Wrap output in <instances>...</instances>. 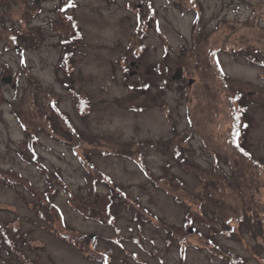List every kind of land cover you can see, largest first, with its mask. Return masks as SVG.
I'll list each match as a JSON object with an SVG mask.
<instances>
[{
    "label": "rangeland",
    "instance_id": "374dc122",
    "mask_svg": "<svg viewBox=\"0 0 264 264\" xmlns=\"http://www.w3.org/2000/svg\"><path fill=\"white\" fill-rule=\"evenodd\" d=\"M141 1L74 0L68 11L82 38L64 65L63 29L54 25L60 18L56 12L60 0H0V169L24 176L39 191L46 189L38 168L18 156L21 141L34 132L39 161L58 172L76 195L70 204L69 195L58 189L50 196L55 206L51 211L21 186L0 180V223L12 245L2 244L0 264H103L90 256L96 252L107 254L109 264H264V65L243 53L249 50L264 63V0H194L200 10L196 41V10L182 0H150L154 19L143 37L136 34L134 12L141 5L142 13L149 14ZM221 21L231 25L218 27ZM10 31H17L19 46L6 45ZM212 37L219 43L227 39L217 64L230 90L247 97L242 146L250 159L233 157L227 146L223 150L205 146L198 133L189 134L187 110L196 97L191 78H197L193 81L197 94L211 88L217 112L229 111L226 90L211 66L199 71L192 65L184 76L179 65L180 55L195 44L204 56L208 47L204 41L210 44ZM178 68L181 77L172 79ZM32 80L42 92L38 102L46 104L45 98L54 95L84 139L66 143L56 127L57 133L51 135L37 108L35 120L44 130L39 124L23 130L14 104L30 91ZM142 82H148V89L140 87ZM70 89L90 101L86 116L79 113ZM40 109L47 112L46 106ZM174 146L200 171L184 169L174 158ZM140 162L157 177L155 181L140 169ZM89 163L109 176V184L119 186L129 203L147 208L150 223L139 229L122 205H116L112 225L75 211ZM201 174L212 181L202 180ZM223 176L235 183L228 187ZM97 188L107 191L105 184ZM219 199L221 207L216 209ZM241 208L246 213L238 224L233 221L230 235L208 230L204 216L222 219L225 211L232 214ZM186 210L195 222L183 228ZM155 217L173 229L182 227L177 233L186 240L168 243ZM62 233L68 238L62 239ZM80 234L95 241L82 240ZM208 238L213 245H207Z\"/></svg>",
    "mask_w": 264,
    "mask_h": 264
},
{
    "label": "trees",
    "instance_id": "16d2710c",
    "mask_svg": "<svg viewBox=\"0 0 264 264\" xmlns=\"http://www.w3.org/2000/svg\"><path fill=\"white\" fill-rule=\"evenodd\" d=\"M73 1L74 0H60L61 6L57 7L56 10V12L60 15V18L56 20L57 23H54L57 28H60L61 26L63 29L60 43L65 48L64 59L62 60V64L64 65H66V63L69 64L70 56L74 53L73 48L76 45L75 43L79 42L82 38V33L79 26L77 25L76 20L74 19L70 11H68L71 10V8L74 6ZM182 1H185L183 3L189 1L190 4H193L194 9L196 10V16L193 20L194 28H197L198 31V33H196L195 35L196 41L197 36H199L200 29V10L198 3L194 0ZM141 3L144 7H147L149 14L142 13L140 9L141 5L134 12V14L136 15L137 25L135 28V33L143 37L145 34V28H147L150 25V22L154 19V9L151 7L150 0H143L141 1ZM128 6H131V3H128ZM60 21H62L61 25L58 24V22ZM223 24L231 25V23L227 21H221L218 24V27ZM0 30H2L1 27ZM16 33L17 31L9 32L8 42L6 44L7 46H19L18 34ZM211 39L213 40L210 41V44L208 42V39L204 41V43L208 45L206 49L207 51L204 56H200V53L202 51L201 47L199 46V44H195L187 54L180 55L179 65L184 76H187L185 74L187 73L185 70H187L188 72H190L189 70H192V65L199 71L202 70L205 65L211 66L214 70L215 75L217 76V79L220 81V85L222 86V88H224V90H226V94L224 97L226 98V102L228 103L229 111L227 112L223 110L221 113L220 111L217 112V106L211 103L215 98V94L211 92V88L205 90L204 92L202 91L200 94H197V90H199V88L197 89L198 85L193 86V83L197 82V78L195 77V80L191 78L190 80L192 85V92L194 95H196V97L193 105L187 110V121L190 128L189 134L198 133L202 138L205 146L208 145L209 147H215L218 150H223L224 147L227 146L228 150H231L233 157L250 159L251 154L242 146L243 134L248 126V122L245 118V112L247 109V105L245 102L247 101V97L239 91L232 92V90H230V87L228 86L226 81V75H224L221 68L217 64L216 57L223 50V44L227 42V39L224 38L222 40V43H219L220 41H214L215 38L213 37ZM197 46H199V49H197ZM252 51L255 53L258 52L255 48L254 50L252 49ZM243 53L246 55L248 60L264 65V63L262 62H258L257 58L251 52H249V50L245 49ZM194 63L199 66L196 67ZM3 68L9 70L7 66H4ZM142 83L143 84H141L140 87L148 89V82ZM29 84L31 86L29 88L30 91L28 93H25L22 99L17 100V102H15L14 104V115L16 116L23 130L27 131L29 126H38V124V128H40V130H44L40 127V123L38 121L36 122L35 120L37 119L36 115H34V112L36 110L34 111L33 108H37L38 113L42 118H44L46 126H48V131L51 132V135L57 133L55 129L56 127L59 129L58 133L63 137L62 140L66 143H68L69 140L72 141V139H74L75 141L84 139L85 136H83L82 133L78 129H76L70 118L59 109L57 99L54 97V95L50 98H45L46 104H40L38 102V98H40V95L42 93L41 89L33 80L30 81ZM70 91L75 92L74 97L77 102L76 105L79 113L83 116H86V114L90 111V101L86 97H80L78 92H76L75 90L70 89ZM44 106H46L47 108L46 113L42 109H40ZM209 132H212L213 134H210ZM187 137H190V135H188ZM35 142L36 134L34 132H28L27 138L25 137L24 140H22L20 143L18 156L22 160L33 164L38 168L39 172L43 175V178L45 180L46 189L44 191H39L27 178L12 170L3 171L0 169V180L7 186H21L34 199H37V203L39 206L45 207L47 210L54 211L55 206L50 199V196L54 195L58 189L63 190L69 195L68 203L72 202L76 195L68 191L58 172L49 170L43 163L39 161V158L34 151ZM71 146L73 147L74 145ZM173 154L174 158L182 164L184 169L190 168L193 171H200V168L196 165L187 163L185 157L181 153V150L175 146L173 147ZM125 156L129 157V155ZM130 157L132 158V156ZM139 165L140 169L146 174L148 178L152 179V181H155L157 179V177L155 175H152L141 162ZM203 172L209 173L207 170ZM203 175L204 174H201L199 178H202V180L210 179L212 181L211 176L209 177L208 175ZM83 183V192H79L77 194L79 199L76 206L77 209L75 208V211L79 212L86 218L96 219L98 223L103 225H112L116 220V205H122L124 206V209H126V211L130 214L132 221L138 226L139 229L142 227V225L150 223L149 210L142 207L137 202H134L133 204L129 203L124 191L119 186H115L113 184L110 185L109 176L95 169L93 164L89 163L87 167H85ZM223 183H226L228 187H231L235 183V181L233 179L229 180V177H224ZM100 184H105L107 186V191L105 193L101 192L97 188ZM166 192L169 193V190H167ZM172 197L176 202L182 203L176 195H172ZM221 203L222 202L219 199L217 204H219L220 206L216 207V209H220ZM186 211L188 217L184 222V225L182 226L183 228H186L188 224L191 225L193 222H195L194 218L189 216V210ZM244 213H246V211L242 208L233 210L232 214L229 212V210H227L223 213L224 216L222 217V219H218L217 215L212 218H206V216H204V222L209 231H218L217 233L220 232L226 235H230L235 228L233 221H237L236 223L238 224V221H240V219H243L241 218V216H243ZM42 214L44 216V212H42ZM155 219H157V217H155ZM157 220H159V225L161 224V229L165 232L166 241L168 243H171L175 240H178V242L180 243L186 240V237L182 235V233H177V231H179L180 229L183 231L182 227H175L176 229H173L174 226L168 227L167 225H165L166 223L164 221L160 219ZM60 222L64 229H69L68 227H66V224L63 223V221ZM17 229L18 228H14L15 232L18 231ZM61 236L62 239L68 238V235H66L65 233H62ZM79 236L82 240L85 239L87 241H95V239L90 238L89 235L80 234ZM0 238H2V241L0 240V248L2 247V244H5L7 246L9 245V248L12 247V245L10 244L11 241L8 238V234L5 230V225H3L2 223H0ZM135 240L139 241L138 239ZM208 240L209 243L207 242V245H213V241L209 238ZM216 248L219 249L217 245ZM94 255L95 254H92L90 256H93L92 258L96 259L100 263H110V259L108 258L107 254L96 252V256ZM236 260L241 261L242 259L236 258Z\"/></svg>",
    "mask_w": 264,
    "mask_h": 264
},
{
    "label": "water",
    "instance_id": "95a60500",
    "mask_svg": "<svg viewBox=\"0 0 264 264\" xmlns=\"http://www.w3.org/2000/svg\"><path fill=\"white\" fill-rule=\"evenodd\" d=\"M181 77V70L178 68L175 74L172 76V79H179Z\"/></svg>",
    "mask_w": 264,
    "mask_h": 264
}]
</instances>
